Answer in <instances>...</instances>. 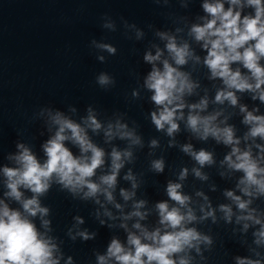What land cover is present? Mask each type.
Returning <instances> with one entry per match:
<instances>
[{
	"label": "clouds",
	"instance_id": "1",
	"mask_svg": "<svg viewBox=\"0 0 264 264\" xmlns=\"http://www.w3.org/2000/svg\"><path fill=\"white\" fill-rule=\"evenodd\" d=\"M231 4L239 3V0H230ZM247 3L255 7V17H244L241 20L239 12H233L230 7L227 11L224 10L222 3H205L203 5L205 11L213 18L203 26H194L192 31L195 38L205 41L204 47L208 49V56L205 63L211 69L213 76H219L224 79V83L229 88H235L243 91L245 89L254 90L253 85L249 84L241 77L239 71L232 72L229 64L235 61H242L244 67L250 70L256 79L255 89H259L264 84V68L260 67L258 61L264 56V0H247ZM255 41L254 45L245 47L249 41ZM210 45V47H209ZM104 47H108L105 45ZM168 51L173 55L177 65L186 63L188 56V47L184 45L178 47L174 41H169L167 44ZM243 48V52L239 49ZM109 51L114 49L108 47ZM161 53L157 51L153 56L150 53L145 55V60L148 62L156 61L160 58ZM100 84L108 83V77L101 75L98 78ZM146 85L154 92L152 100L155 104L162 106V110L152 114V120L158 129H162L165 124L169 125L168 133L174 132L178 125L174 122V114L176 109L169 106L174 101L180 100V94L186 89L191 90L192 85L188 83L187 78L172 67L167 60L163 62V70L153 68L146 79ZM264 101V92H261L260 97ZM228 99L232 104L236 103V97L232 92H221L216 96L217 101ZM206 102H201L200 105L193 107L205 106ZM177 107H183L178 104ZM53 122L57 124L58 131L55 136L47 141L44 145V151L47 156L46 162L41 164L37 158L30 152L29 149L23 148V151L16 157L19 168L5 167L3 172L8 178L7 187L10 189L8 193L17 201L22 199V193L19 191L21 186L29 189L34 194H43L49 188V182L53 175L58 178V182L63 184L65 188H69L75 192L82 188H87L85 196H94L100 191V186L89 179L95 174V170L103 163V151L96 148L89 142L87 136L78 124L64 118L60 113H57L53 118ZM91 124L95 128L100 125L92 117H89ZM215 117L201 118L199 116L190 115L188 124L193 131L203 130V135L212 134L217 139L223 138L224 143H233V133L230 128L218 129L212 127L211 121ZM246 123H254L255 126L251 129L252 136L264 137V117L253 116L251 113L245 117ZM66 130H69L71 136L65 135ZM130 135V134H128ZM71 139L77 143L82 152L91 151V157H74L68 148L64 146V141ZM185 148V151H188ZM233 149V152H237ZM124 155H129L125 153ZM195 159L203 165L211 161V155L207 152L200 151L195 154ZM231 163V157H227ZM239 163H232L231 166L237 170H242L245 173L241 183L246 185H255L260 192H264V178H257V174L264 173V169L257 166L248 152L237 156ZM122 167L121 153L112 152V174L101 178L102 183L112 188L116 183V173ZM154 167L158 171H162V162L157 161ZM199 175V173H197ZM179 184H169L167 192L169 197L184 205L187 197L178 192ZM244 191L247 193L248 188ZM109 201L112 200V194L108 189H104ZM125 199L129 198V193L122 192ZM232 196V193H228ZM239 204V208L244 209L245 203L239 202V197H235ZM2 203V202H0ZM137 204V208L142 205ZM22 207L30 216H36L37 213L46 215L48 209L42 208L36 196L22 201ZM119 207V205H117ZM161 217V223L167 227H171L174 231L166 232L161 235L159 230L148 233L144 232L146 239L150 240V244H142L141 239L130 234L128 243L135 248L134 253L126 251L121 243L113 239L108 248V257H114L119 264H176V261L171 257L174 253L182 252L185 247H193V241H199L201 237L191 228H184V222L194 219L191 211L187 216L182 215L178 208L173 207L169 210L167 203H159L157 205ZM230 213V209L224 208ZM132 215L141 216L140 212H134ZM250 218V217H249ZM259 223V221H256ZM47 226L48 221H43ZM135 227L139 228L137 224ZM247 227V225H246ZM175 229H180L175 231ZM87 239L86 234H82ZM260 237H264V231L259 233ZM207 239L206 237L204 238ZM55 245L49 239L44 238L36 229V226L21 212L10 210L5 204L0 208V264H58V260L53 258ZM146 257V260L144 259ZM100 264H104L105 257H99ZM179 264H187V261L181 259ZM238 264H253L252 261L238 260Z\"/></svg>",
	"mask_w": 264,
	"mask_h": 264
}]
</instances>
